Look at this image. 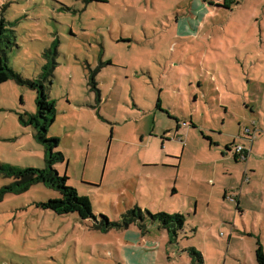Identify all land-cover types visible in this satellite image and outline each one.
Listing matches in <instances>:
<instances>
[{"label":"rangeland","instance_id":"1","mask_svg":"<svg viewBox=\"0 0 264 264\" xmlns=\"http://www.w3.org/2000/svg\"><path fill=\"white\" fill-rule=\"evenodd\" d=\"M224 1L0 0V56L24 81L0 83V163L45 166L27 80L55 62L54 167L93 213L43 208L58 190H8L0 174V264H191L190 247L203 264H257L264 0ZM135 206L144 233L123 220ZM147 211L181 213L184 226L173 237Z\"/></svg>","mask_w":264,"mask_h":264},{"label":"trees","instance_id":"2","mask_svg":"<svg viewBox=\"0 0 264 264\" xmlns=\"http://www.w3.org/2000/svg\"><path fill=\"white\" fill-rule=\"evenodd\" d=\"M223 4H227L226 0ZM55 62L48 61L44 66V71L41 73L38 79L27 80V83L36 90V113L29 115L26 123H29L36 130L37 139L45 146V166L42 168L26 167L19 168L7 164L0 163V174L5 176H12L14 179L5 187L8 190H26L30 185L43 182L51 188L58 190L59 197L50 198L46 201L40 202V206L53 210L58 214L75 212L81 219H87L93 217L91 203L88 197L79 195L76 189L66 183L67 176H60L54 165L57 162L63 160V154L59 151H55L59 140L58 138L48 137L47 129L53 123L55 119V104L48 96L44 81L48 76L52 74ZM10 78H15L19 82H24L20 75L13 71L7 64V58L4 50H1L0 56V83ZM157 107H160L158 101ZM179 127V125H177ZM227 149H229L227 147ZM235 158L238 156L235 154ZM174 191V189H173ZM148 218L151 221H157L159 228L165 229L173 237H176L178 230H181L184 226L185 217L181 213H166L158 211L151 213L147 211ZM123 220L126 225L134 223L138 226L141 233L147 230L145 223L146 215L143 210L137 206L127 210L123 215ZM106 220L105 216L102 218ZM109 224V223H107ZM191 264H203L204 260L202 254L195 250V248H189ZM255 260L257 264H264V251L259 242L256 243ZM245 264V263H241Z\"/></svg>","mask_w":264,"mask_h":264},{"label":"built area","instance_id":"3","mask_svg":"<svg viewBox=\"0 0 264 264\" xmlns=\"http://www.w3.org/2000/svg\"><path fill=\"white\" fill-rule=\"evenodd\" d=\"M182 125H186L185 122L182 123ZM247 131V130H246ZM247 135H250L249 132H246ZM250 138H247L249 141H252L253 136H249ZM234 153L238 156L239 159L241 160H245L246 159V155H247V151L245 149V147L241 144H238L234 147Z\"/></svg>","mask_w":264,"mask_h":264},{"label":"crops","instance_id":"4","mask_svg":"<svg viewBox=\"0 0 264 264\" xmlns=\"http://www.w3.org/2000/svg\"><path fill=\"white\" fill-rule=\"evenodd\" d=\"M177 129H179V127H177ZM252 140H253V139H252ZM234 157H235V155H234ZM238 159H239V158H238ZM174 191H176L175 188H174Z\"/></svg>","mask_w":264,"mask_h":264}]
</instances>
